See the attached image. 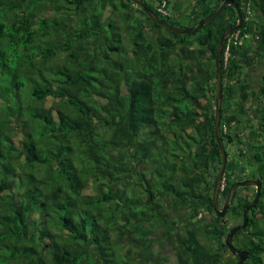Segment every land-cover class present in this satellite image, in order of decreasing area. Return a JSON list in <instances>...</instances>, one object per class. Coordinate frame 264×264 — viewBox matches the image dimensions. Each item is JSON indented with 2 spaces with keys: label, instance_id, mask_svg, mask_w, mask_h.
<instances>
[{
  "label": "trees",
  "instance_id": "obj_1",
  "mask_svg": "<svg viewBox=\"0 0 264 264\" xmlns=\"http://www.w3.org/2000/svg\"><path fill=\"white\" fill-rule=\"evenodd\" d=\"M143 1L194 27L223 0ZM233 1L218 204L261 180L232 242L264 264V0ZM236 23L232 5L184 34L128 0H0V264H236L253 196L211 201Z\"/></svg>",
  "mask_w": 264,
  "mask_h": 264
},
{
  "label": "water",
  "instance_id": "obj_2",
  "mask_svg": "<svg viewBox=\"0 0 264 264\" xmlns=\"http://www.w3.org/2000/svg\"><path fill=\"white\" fill-rule=\"evenodd\" d=\"M132 4H135L141 8V10L153 21L157 22L162 27L171 30L176 33H193L196 31L200 26H202L204 23L208 22L212 17H214L216 14H218L225 6L232 5L237 13V23L226 30H224L221 34L220 40L218 42L216 53H215V72H216V90H215V118H214V134L216 138V142L220 151L221 155V164L218 169V171L215 174L214 182L212 186V192H211V201L213 204L214 212L217 216L223 217L225 215V212L229 206V204L232 202L235 191L238 187L242 186H252L255 188V193L250 200V202L245 206L243 212H242V220L240 223L234 225L228 232V234L225 237V245L231 250L233 255L237 256L236 264H243L244 261L248 257V252L246 250H235L233 246V236L236 234V232L240 229H244L248 225V215L249 211L256 205L257 200L260 196L261 192V180L255 177L244 179L240 181H236L233 183L229 190L226 192L223 204L221 207L218 205V194L220 188V183L223 179V174L225 171L226 163H227V156L225 147L222 141V138L220 136V119H221V89H222V72H221V51L223 48V43L227 35H229L232 31L237 30L240 28L242 24V14L240 12V9L238 7V4L234 2L233 0H223L220 5L212 11L210 14L205 16L203 19H201L194 27L187 28V29H181L176 26H173L165 21H163L161 18L156 16L145 4L143 0H128Z\"/></svg>",
  "mask_w": 264,
  "mask_h": 264
},
{
  "label": "rangeland",
  "instance_id": "obj_3",
  "mask_svg": "<svg viewBox=\"0 0 264 264\" xmlns=\"http://www.w3.org/2000/svg\"><path fill=\"white\" fill-rule=\"evenodd\" d=\"M134 5H135V4H134ZM185 10H187V9H185ZM192 24H193L192 19H190V18L186 15V13L182 14V16L175 17L174 26H176V27H178V28H181V29L191 28V27H193ZM161 31H162L163 33H167V34H168V32H166L164 29H162ZM185 34H186V33H185ZM189 34H190V33H189ZM197 43H198L197 40H196V42H192V44H193L194 46H196ZM250 72H251V76H252V78H256V77L261 73V69L253 67V68L250 70ZM0 166H1V162H0ZM240 178H241L240 180H243V179H245L246 177L241 176ZM238 188H239V187H238ZM242 191H243V192H250L252 196L254 195V189H253L252 186H244V188H243V186H242ZM221 204H222V203H221ZM250 211H251V210H250ZM250 211H249V212H250Z\"/></svg>",
  "mask_w": 264,
  "mask_h": 264
},
{
  "label": "clouds",
  "instance_id": "obj_4",
  "mask_svg": "<svg viewBox=\"0 0 264 264\" xmlns=\"http://www.w3.org/2000/svg\"><path fill=\"white\" fill-rule=\"evenodd\" d=\"M251 178H252V177H251ZM223 186H224V182H223V179H222V181H221V183H220V188L222 189ZM221 189H220V190H221ZM220 190H219V191H220ZM218 195H219V194H218ZM218 205H219V204H218ZM225 213H226V212H225Z\"/></svg>",
  "mask_w": 264,
  "mask_h": 264
},
{
  "label": "flooded vegetation",
  "instance_id": "obj_5",
  "mask_svg": "<svg viewBox=\"0 0 264 264\" xmlns=\"http://www.w3.org/2000/svg\"><path fill=\"white\" fill-rule=\"evenodd\" d=\"M222 204H223V203H222ZM222 204L220 203V204H219V207H221V206H222ZM236 257H237V256H236ZM236 260H237V258H236Z\"/></svg>",
  "mask_w": 264,
  "mask_h": 264
}]
</instances>
